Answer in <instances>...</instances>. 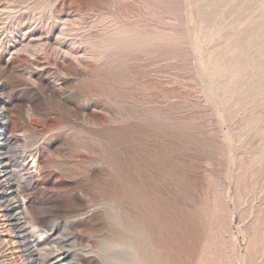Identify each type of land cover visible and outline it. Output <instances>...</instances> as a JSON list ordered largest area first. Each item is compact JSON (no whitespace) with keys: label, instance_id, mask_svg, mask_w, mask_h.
I'll list each match as a JSON object with an SVG mask.
<instances>
[{"label":"rangeland","instance_id":"rangeland-1","mask_svg":"<svg viewBox=\"0 0 264 264\" xmlns=\"http://www.w3.org/2000/svg\"><path fill=\"white\" fill-rule=\"evenodd\" d=\"M0 164V264H264V0H0Z\"/></svg>","mask_w":264,"mask_h":264},{"label":"bare ground","instance_id":"bare-ground-1","mask_svg":"<svg viewBox=\"0 0 264 264\" xmlns=\"http://www.w3.org/2000/svg\"><path fill=\"white\" fill-rule=\"evenodd\" d=\"M217 1V0H216ZM2 164V163H1ZM1 164H0V166H1ZM6 164V163H5ZM1 168V167H0ZM1 178H3V179H1ZM0 179L1 180H3V182L4 181H10V172L7 170V169H5L4 171H2V170H0ZM1 180H0V182H1ZM5 184V183H4ZM6 184H7V182H6ZM1 186V185H0ZM6 187H8V186H6ZM8 190H11V191H9V192H14L15 190H14V187L13 186H11V187H9V189ZM1 191V190H0ZM3 192V191H2ZM1 193V192H0ZM6 193V192H5ZM8 193V192H7ZM1 196H2V194H1ZM10 196V195H9ZM5 200V199H4ZM9 200V199H8ZM12 202V201H11ZM7 204L5 205V212H10L13 208H14V204L12 205L10 202H6ZM4 210V209H3ZM16 215V214H15ZM8 217V216H7ZM20 217V216H19ZM9 218L11 219L10 221H16V218L12 215V216H9ZM17 220H18V218H17ZM17 224V223H16ZM24 229V228H23ZM11 233V232H10ZM27 234V233H26ZM29 253H30V255H31V257H34V254H35V251L34 250H32V251H29ZM57 253V252H56ZM53 254V253H52ZM60 254V253H59ZM55 255V254H54ZM53 255V256H54ZM58 257V256H57ZM65 257V256H64ZM63 258V257H62ZM58 259L60 260L61 258H59L58 257ZM57 259V260H58ZM64 259V258H63ZM56 260V261H57Z\"/></svg>","mask_w":264,"mask_h":264}]
</instances>
